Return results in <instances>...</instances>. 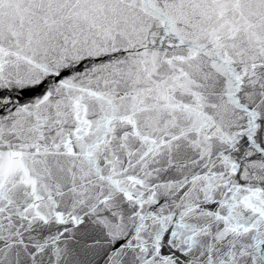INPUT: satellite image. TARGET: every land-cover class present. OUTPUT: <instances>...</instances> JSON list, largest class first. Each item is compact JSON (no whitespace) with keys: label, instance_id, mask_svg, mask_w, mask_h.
Instances as JSON below:
<instances>
[{"label":"snow or ice","instance_id":"obj_1","mask_svg":"<svg viewBox=\"0 0 264 264\" xmlns=\"http://www.w3.org/2000/svg\"><path fill=\"white\" fill-rule=\"evenodd\" d=\"M0 264H264V0H0Z\"/></svg>","mask_w":264,"mask_h":264}]
</instances>
